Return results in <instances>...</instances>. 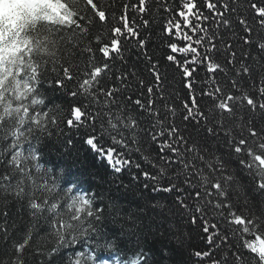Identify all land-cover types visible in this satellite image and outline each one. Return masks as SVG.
<instances>
[{"label": "snow or ice", "instance_id": "snow-or-ice-1", "mask_svg": "<svg viewBox=\"0 0 264 264\" xmlns=\"http://www.w3.org/2000/svg\"><path fill=\"white\" fill-rule=\"evenodd\" d=\"M86 4L99 21L106 20L105 11L99 10L93 0H86ZM144 5L145 0H139V6L132 7L143 13L146 10ZM202 7L208 10L213 21L218 20L231 30L227 14L234 9L227 2L219 3L218 7L212 0H203ZM251 8L256 14L255 21L264 28V5L252 3ZM180 9L176 15L182 21L169 20L164 31L166 37H175L180 41L178 44L169 39L166 45L169 52L165 60L181 73L184 86L190 93L182 104L184 112L180 115L181 124L169 118V114L175 116L174 108L166 111L155 109V102L151 99L142 102L141 99L126 97L136 107L139 116L126 112L117 103L121 89L100 84L102 72L109 69L107 63L103 68L95 67L88 74L89 78L83 79L78 86L80 94L92 97L93 107L97 110L92 111L88 105L83 106L84 110L74 106L70 113L72 118L64 123L68 128L79 129L83 126L88 129L83 143L94 158L102 162L105 175L100 179L117 189L129 188L122 180L124 172L142 168L134 154L139 153L146 143L156 145L157 158L151 166L157 170V174L141 171L140 175L152 182L151 186L145 183L143 187L150 188L152 192L176 194L169 211L187 216L190 227L199 225L208 248L207 251L192 253L190 236L180 233L176 237V245H165L158 250L161 260L171 259L172 264H192L194 255L199 258L200 264H205V259L209 264H264V64L260 63V60H264V42L255 41L250 35L253 28L241 19L239 23L245 32L243 44L259 53V59L247 49L237 53L232 45L226 43V47L231 49L228 64L235 61L239 66L233 69L238 79L232 81V86L238 90L247 88L253 91L240 95L224 94L221 97L218 87L213 92L200 90L211 100L214 108L218 107L229 116L235 115L241 101L246 104L248 115L245 128L241 131L246 130L247 135L238 132L233 136V130H226L223 119L206 112L201 108L199 98L191 94L197 83L195 73L201 65L208 73L220 69L218 62H212L211 52L215 50L222 54L217 43L212 42L222 37H216L215 33L209 36L207 29L199 26L201 20L208 21L210 16L200 10L196 0H183ZM127 10L128 5H124L123 24L112 30L114 38L111 46L105 44L99 51L108 60L113 59L110 53L114 52L126 64L119 37L136 38L140 53L150 65L149 74L159 85L162 82L159 61H153V57L147 53L148 41L139 38L138 31L129 26ZM80 20L82 17L79 16L75 23L77 28H81ZM182 24L188 31L182 30ZM143 25L147 26L148 21L144 20ZM81 30L84 31L83 28ZM189 32L199 35L194 39ZM260 40L264 41V37ZM205 41L210 47H200L205 45ZM177 54H180L179 58ZM135 67L133 65L123 75H116V79L126 82L128 76L134 77ZM63 71L68 80L73 79L67 68ZM55 84L58 88L64 87L60 79H56ZM139 85L147 97L153 94V87L145 85L143 80L139 81ZM94 87L105 97L102 105L91 91ZM70 95L75 98L78 92L72 91ZM160 103L163 105V98ZM31 116L34 118H0V145H3L0 147V200L11 198L18 206V212L22 209L33 222L42 221L51 229L57 243L43 254L46 264L63 261L61 250L75 248L76 245L84 246L86 251L69 256L68 264H109L106 259L97 262V251L115 250L120 242V234L110 232L106 227L107 222L111 219L115 223L120 218L124 225L130 224L128 231L135 233L137 220L132 214L124 213L116 199H110L101 207L100 185H97V191L91 187L85 188V181L51 158V148H56L63 155L70 151L72 140L68 139L60 145L52 142L53 129L58 128L57 119L52 109L45 107L43 98L31 109ZM141 159L146 160L147 157L142 156ZM161 162L162 166L158 167ZM109 176L113 177L111 181L108 180ZM161 178L166 183H161ZM132 179L136 180L137 177L133 176ZM241 201L248 208V214L240 212ZM153 206L165 207L159 201ZM4 207L7 208L8 204L5 203ZM0 216L7 220L9 212L2 211ZM34 227L35 223L26 230L12 234L8 227L0 225V237L6 242L4 250L0 251V264H24L25 253L30 250V242L33 241ZM131 256L135 259L126 264H141V261L143 264H158L142 247L133 251Z\"/></svg>", "mask_w": 264, "mask_h": 264}, {"label": "trees", "instance_id": "trees-1", "mask_svg": "<svg viewBox=\"0 0 264 264\" xmlns=\"http://www.w3.org/2000/svg\"><path fill=\"white\" fill-rule=\"evenodd\" d=\"M30 1L31 4H28L26 0H0V6L3 5L0 13V118L10 116L33 119L31 109L36 107V102L40 98H43L45 107L52 109L57 119L58 128L53 129L52 142L60 145L68 139L72 140L70 151L63 155L56 148H51V158L61 163L62 166L70 168L74 176L85 181V188L91 187L93 191H97V185H100L99 192L103 199V202L100 203L101 207L107 204L110 199H116L124 213L132 214L133 218L137 220L138 227L135 233H131L128 231L130 224L124 225V221L120 218H117L115 223L109 219L106 227L110 232L115 231L120 234V242L115 250H98L97 262L106 259L109 264H126L127 261L135 259L131 253L138 247H142L151 254L153 261L158 264H172L171 259L161 260L158 250L165 245L168 247L176 245V237L180 233L190 236L189 243L192 245L190 249L192 253L197 250L207 251L204 234L200 231L199 225L190 227L187 216L169 211L173 206L176 194L152 192L150 188L143 187L145 183H149L151 186L152 182L146 181L140 175L141 171L157 174V170L151 166L157 158L156 145L150 142L146 143L141 147L139 153L134 154V158L141 163L142 168L139 170L133 168L124 172L122 180L124 184L129 185V188L127 190L123 187L117 189L100 179L105 175L102 162L94 158V154L90 153L87 145L83 143L88 129L83 126L79 129L68 128L64 123L67 119L72 118L70 113L74 106L82 107L84 110L83 106L88 105L92 111L97 110L93 107L92 97L80 94L78 86L83 79L89 78L88 74L95 67L103 68V65L107 63L109 69L102 72L99 78L100 84L107 87L116 86L121 89L122 94L117 97V103L126 112L133 116H139L136 107L126 97L130 96L132 100L141 99L142 102L151 99L155 102V109L166 111L174 108L176 114L174 117L169 114V118L176 124H181L180 115L184 112L182 104L187 101L190 93L184 86V78L181 73L165 60V56L169 52L166 47L169 39L178 44L180 41L175 37H166L164 28L169 20L182 21L176 12L181 10L180 5L183 0H145L146 10L143 13L135 11L132 7L133 5L138 7L139 0H93L99 10L105 11L106 20L103 22L98 20L94 11L86 4V0ZM196 2L200 10L210 16L208 21L201 20L199 26L206 28L209 36L215 33L216 37H222L218 41L215 39L212 41L217 43L222 54H218L215 50L211 52L212 62H218L221 66L216 72L208 73L203 65L200 66L195 73L197 83L191 94L199 98L198 102L206 112L221 117L227 126L226 130H233V136H236L238 132L246 136L247 131H241L245 128L248 115L246 104L241 101L235 115L229 116L218 107L214 108L211 100L202 95L200 90L213 92L218 87L221 90V97L224 94L240 95L254 90L247 88L238 90L237 87L232 86V81L238 79L233 69H238L239 66L235 64V61L231 65L228 64L231 49L226 47V43L232 45L237 53L247 49V52L259 59V53L243 44L242 38L245 36V32L239 21L243 19L253 28L254 31L250 35L255 41L264 42L260 40L261 37H264V28L255 21L256 14L251 8L252 3L264 5V0H219V2L212 0L217 3L218 7L219 3L227 2L230 8L234 9L227 14L231 30L225 28L218 20L213 21L208 10L202 7L203 0H196ZM124 5H128L129 26L138 31L139 38L148 41L146 44L147 53L153 57V61H159V70L162 74V82L159 85L153 81V77L149 74L150 65L140 53L136 38L119 37L126 64L116 57L114 52L110 53L113 59L108 60L99 51L105 44L111 46L110 42L114 38L112 30L115 27H122L121 17L124 15ZM79 16L82 17L79 22L84 31L75 26ZM144 20L148 21L147 26L143 25ZM182 30L188 31L183 27V24ZM189 34L193 35L194 39L196 35H199V33L191 32ZM205 46L210 47L207 41L200 47ZM138 53L140 54L138 55ZM179 55L177 54L178 58ZM260 63L264 64V60H260ZM133 65L136 66L134 77L128 76L126 82L116 79V75H123L124 72L132 69ZM65 68L73 77L72 80L65 77L63 71ZM56 79L63 81V88L56 86ZM140 80H143L145 85L153 87L154 91L150 97L146 96L143 88L139 85ZM72 91H77L78 96L72 97L70 95ZM91 91L102 105L105 97L99 94L96 87ZM157 92L160 94L157 95ZM161 98L164 101L163 105L160 103ZM140 118L147 119V117ZM142 156L147 159H141ZM159 166H162V162ZM133 176H136L137 179L133 180ZM112 179L113 177H108L109 181ZM161 183H166V180L161 178ZM109 188H111L110 191ZM157 201L164 204L165 207L163 209L154 207L153 205ZM5 203L8 204L7 208L4 207ZM17 207L11 198L7 201L0 200V212L5 210L9 212L7 220L0 216V225L8 227L10 233L16 234L21 229L26 230V228L32 227L35 223L32 231L33 241L30 242V250L25 253L24 264H41V262L46 264L43 254L56 246L57 241L54 234L42 221L33 222L22 209L18 212ZM240 212L249 213L242 201L240 202ZM122 225H124L123 228ZM144 233L147 235L145 236ZM228 235L232 238L231 232ZM5 243L0 237V251L4 250ZM185 247L187 256V244ZM81 251H86L82 245L62 249L63 261H58V264H68V257H74L75 253ZM82 259H86V257ZM141 264H143L142 261ZM192 264H200L199 258L193 255ZM205 264H209L206 259Z\"/></svg>", "mask_w": 264, "mask_h": 264}]
</instances>
